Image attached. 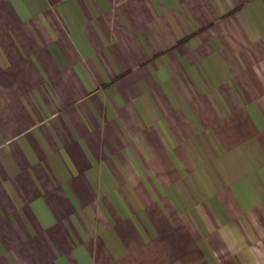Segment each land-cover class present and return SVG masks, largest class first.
Listing matches in <instances>:
<instances>
[{"label":"crops","instance_id":"0c3cea01","mask_svg":"<svg viewBox=\"0 0 264 264\" xmlns=\"http://www.w3.org/2000/svg\"><path fill=\"white\" fill-rule=\"evenodd\" d=\"M0 264H264V0H0Z\"/></svg>","mask_w":264,"mask_h":264}]
</instances>
